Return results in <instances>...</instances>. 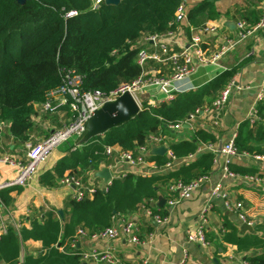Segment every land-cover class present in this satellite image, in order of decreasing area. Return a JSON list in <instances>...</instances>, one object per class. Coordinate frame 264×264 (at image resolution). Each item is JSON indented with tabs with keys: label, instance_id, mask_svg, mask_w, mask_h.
Returning <instances> with one entry per match:
<instances>
[{
	"label": "trees",
	"instance_id": "16d2710c",
	"mask_svg": "<svg viewBox=\"0 0 264 264\" xmlns=\"http://www.w3.org/2000/svg\"><path fill=\"white\" fill-rule=\"evenodd\" d=\"M217 1L200 0L189 8V25L199 27L216 19ZM181 2L120 0L114 5L102 1L92 9V0H0V142L9 137L19 142L29 140L34 126V104L42 103L46 92L59 86L68 71L81 77L83 89L105 94L136 78L141 72L137 52L150 47L144 37L177 30L174 13ZM70 10L77 14L66 17ZM256 12L245 9L240 16L255 24L260 18ZM236 71V67L226 68L198 88L176 93L170 102L149 110L141 108L128 122L78 146L72 138L66 140L61 147L64 155L40 176L41 184L52 187L65 171L77 175L78 167L84 172L101 163L109 164L108 146L117 145L121 151L135 154V149L144 145L149 135L170 134L169 124L184 121L195 110L210 104ZM255 108L258 119L252 124L248 119L238 124L234 145L239 154L264 156V97L255 103ZM215 142L212 131L195 128L192 139L170 143L169 149L175 158H185L195 154L200 143ZM151 159L160 166L167 161L164 155L155 153ZM213 165V154L203 152L165 174L127 172L114 177L106 190L97 188L80 201L68 198L61 217L55 209H42L30 217L28 228L23 226L19 232L7 229L0 239V261L17 264L21 244L32 239L40 241V252L27 254L18 264H81L80 250L58 249L71 240L79 226L90 232L101 230L110 225L112 217L131 214L141 205L148 207V200L158 198L159 191L168 183L177 180L187 183L210 174ZM230 169L242 175L258 172L254 165L238 159L231 163ZM0 197L6 204L12 201L9 189L0 190ZM224 229L223 242L236 245L240 251L260 250L244 259L264 264V238L240 233L231 224Z\"/></svg>",
	"mask_w": 264,
	"mask_h": 264
},
{
	"label": "crops",
	"instance_id": "0c3cea01",
	"mask_svg": "<svg viewBox=\"0 0 264 264\" xmlns=\"http://www.w3.org/2000/svg\"><path fill=\"white\" fill-rule=\"evenodd\" d=\"M94 1L92 0V4ZM199 1L183 0L187 13L189 8L196 5ZM216 8L219 16L207 22L215 24L217 31L204 35L200 44L207 56L218 52L226 40L235 35L236 22L245 20L240 16L243 10H257L256 15L259 18L264 10V0H218L216 2ZM180 31L181 33L178 38L186 43L189 37L188 26H183ZM170 48L178 50L177 44H172ZM249 53L250 55H247ZM149 65L151 71L154 72L156 70L162 75H167L171 72L168 63L151 61ZM229 67L237 68L234 75L237 86L232 87L230 95L219 113L217 123L213 124V121L204 112L193 115L192 117L189 116L184 120L185 122L182 121L181 128L174 130L169 128L171 129L170 134L163 135L160 132L157 133V135L165 138L166 149L169 148L170 143L192 139L195 128H204L205 130L212 131L216 137V142L212 144L218 148L231 137L238 124L247 118L250 108L255 105L260 82L264 75L263 30L257 31L251 37L227 49L213 65H200L195 73L176 82V93L196 89ZM149 92L147 96L152 95V98L157 101L164 99L163 93L157 90L149 89ZM211 103L204 105L203 108L210 106ZM158 104L160 102H157L156 106ZM34 109V126L29 140L19 142L17 139L9 137L5 141L0 142V154H10L15 158L24 159L26 142H39L49 132L59 129L72 118V112L66 105L57 104L53 111H45L41 103H36L34 104ZM75 138L76 136L72 137L73 142ZM146 144L150 151L145 157V163L142 165L133 167L124 161H116L121 150L117 145H113L111 146L113 151L108 154L109 164L101 163L98 167H91L90 170L84 172H81L78 167V172L75 171V173L84 184L91 183L98 189H102L106 182L103 178L96 176V172L102 168H108V165L112 164V167L108 168L111 176L110 181L114 177L123 176L127 172L141 175H159L188 163L203 152H208V150L202 149L197 151L196 149L195 154L178 159L175 157L169 159L165 152L162 156L164 155L167 161H171V166L166 168L164 164L167 161L160 166L151 159L152 149L156 146L148 144L147 142L144 145ZM62 145L63 143L39 165L27 186L8 188L12 201L10 204L3 202L10 208L12 218L14 220H20L19 231L23 226L28 228L30 225V217L42 209H55L56 214L61 217L66 201L68 198L73 197L74 189L70 186L61 185L59 183L60 178L57 179L56 185L52 187L44 186L40 182V176L46 171L51 170L55 163L64 155L61 149ZM134 152L136 154V149ZM237 159L239 162H244L247 165H254L258 170L264 168V161L255 160L252 157L242 154L236 155L233 161ZM0 172L7 179L14 176L13 170L8 166L0 165ZM67 172L65 171V173ZM216 183H220L223 190L227 191L233 200L243 202L242 212L248 220L253 222L250 230L241 231L240 225L242 222L237 217V214L228 212L224 208L223 201L220 198L211 197V188ZM169 184H167L166 188H162L159 191L158 198L148 200V207L141 205L131 214L117 215L111 218L110 225L119 217L133 221L137 229V234L141 241H144L143 243L131 244L122 236L114 239H94L87 236L79 238L74 249L76 248L80 252L92 249L108 251L115 254L122 261L140 263L142 260H146L147 264H179L183 249L187 250L189 264H240L244 258L260 252V250L256 249L240 251L236 245L223 242L222 236L225 232L224 227L227 224H231L240 233L257 234L264 238V187L246 181L243 178H223L217 164L213 165V169L210 172V180L195 190L190 198L179 199L172 204H168V199L177 198L178 195L176 192H169ZM162 198L164 199V203L160 204V199ZM205 206H209L206 212L205 229L206 236L210 242L209 246H201L195 242L188 241L185 236L187 230H191L198 225L201 212ZM146 208H151L154 213L159 214L161 213L160 211H164L165 214L160 215L165 217V222L159 223L153 220L151 216L145 213ZM59 211L62 212L61 215ZM81 228H84L87 233H93L85 227ZM62 247L63 249L66 247L69 248L70 240L65 241ZM40 248V241L32 239L23 241L19 257L17 258V264L22 262L27 254L39 253ZM68 250L72 249L69 248ZM80 262L81 264H106L105 262H90L84 260H80ZM0 264L4 263L0 261Z\"/></svg>",
	"mask_w": 264,
	"mask_h": 264
},
{
	"label": "built area",
	"instance_id": "2783aa9c",
	"mask_svg": "<svg viewBox=\"0 0 264 264\" xmlns=\"http://www.w3.org/2000/svg\"><path fill=\"white\" fill-rule=\"evenodd\" d=\"M104 0H95L92 4V9L99 6V3ZM77 14V11L70 10L65 16L72 17ZM174 21L178 26L177 30H170L162 34H151L144 37V40L150 44L149 48H141L136 55V62L141 67L140 74L130 82L120 83L115 89L108 93H102L99 90H85L82 87L81 77L73 71H68L64 74L62 83L46 92L45 99L41 103L45 111H53L57 104L66 105L72 112V118L59 129L49 132L43 139L37 143H25V158H15L10 154H0V165L8 166L14 172L12 178H4L0 172V190L25 187L28 185L33 174L37 171L39 165L44 162L51 153L66 140L78 136L84 130V124L87 118L106 101L114 100L124 92H129L136 101L139 108L149 110L155 107L157 102H170L173 100L177 91L176 82L187 78L189 75L196 72L200 65H213L216 60L227 49L232 48L235 44L246 40L254 35L257 31H264V10L255 24H249L245 20L236 22V32L232 38H228L225 44L211 56H207L201 47L202 38L204 35L217 31L215 24L205 22L202 26L192 27L188 23L187 10L182 0L181 4L176 8L174 13ZM188 26L189 37L188 41L184 43L178 37L180 36L183 26ZM186 37V35H185ZM172 44H177L178 50L171 49ZM247 55H250L247 54ZM168 63L171 72L167 75H162L160 72L149 68V62ZM235 76H233L228 85L219 92L218 96L212 101L210 106L204 107L201 110H195L194 114L206 113L213 124L217 123L219 113L226 103L232 87L237 86L235 83ZM239 87V86H238ZM149 89L157 90L163 93L164 99L157 101L151 96H147ZM264 97V75L260 82V88L256 96V102ZM255 102V103H256ZM248 121L252 124L258 119L255 105L250 108L247 115ZM264 121V120H263ZM185 122V121H183ZM182 121L169 124L168 127L174 129L181 128ZM235 132L231 137L218 148L212 143H200L197 151L202 149L208 150L213 154V163L217 164L218 169L223 178L236 179L243 178L251 183L258 184L264 187V168L258 170L254 174H237L230 169L233 158L238 155L234 139ZM165 138L163 136L151 134L147 138L148 144L165 146ZM112 147H106V153L112 152ZM149 148L146 145H140L136 148V154L130 151H121L116 161H124L131 166H138L145 163V157L149 153ZM169 159H173L169 148L166 149ZM244 156L252 157L255 160L264 161V156L250 155L249 153H242ZM190 156V155H189ZM171 161H167L164 167L169 168ZM112 167L111 165L107 166ZM210 180V174L201 175L187 183L177 180L168 185L169 192H176L177 198L168 199V204H172L179 199L190 198L195 190L201 187L202 184ZM110 179L106 182L102 190H106ZM61 185L70 186L74 189L73 198L77 201L82 200L85 196H91L97 187L94 184H84L81 179L74 173L67 172L60 179ZM212 198H220L223 201V206L228 212L237 214L241 222L251 225L253 222L248 220L243 214V202L240 200H233L227 191L223 190L220 183H216L210 191ZM209 206H205L201 212L198 225L185 232L186 239L195 242L201 246H209V240L206 236V212ZM145 213L153 218L156 222H165V217L159 213H154L151 208H146ZM20 220H14L11 215L10 208L3 202L0 197V239L7 232L9 227H12L16 232H19ZM90 237L94 239H114L122 236L131 244H141L137 234L135 223L130 219L119 217L112 225H109L101 230L93 233H87L84 228L78 227L70 240V247L74 249L77 241L81 237ZM59 250H63L62 246H58ZM81 260L90 262H105L106 264H147L146 260L140 263H132L120 260L115 254L108 251H100L92 249L81 252ZM179 264H189L188 253L186 249L181 252ZM240 264H252L243 259Z\"/></svg>",
	"mask_w": 264,
	"mask_h": 264
},
{
	"label": "water",
	"instance_id": "95a60500",
	"mask_svg": "<svg viewBox=\"0 0 264 264\" xmlns=\"http://www.w3.org/2000/svg\"><path fill=\"white\" fill-rule=\"evenodd\" d=\"M22 2L23 0H17ZM120 0H104L105 4H118ZM233 26V24H232ZM140 111L139 106L129 92H124L114 100L106 101L102 106L96 109L85 121L84 130L74 139L75 145L87 142L90 138L103 134L112 127L119 126L128 122ZM166 152L164 145L154 147L152 153L162 155ZM107 182L110 179L108 168H102L96 172ZM164 203V199H160V204ZM61 215V211H59ZM241 231L250 230L251 226L246 223L240 225Z\"/></svg>",
	"mask_w": 264,
	"mask_h": 264
},
{
	"label": "bare ground",
	"instance_id": "6f19581e",
	"mask_svg": "<svg viewBox=\"0 0 264 264\" xmlns=\"http://www.w3.org/2000/svg\"><path fill=\"white\" fill-rule=\"evenodd\" d=\"M242 223H245V222H242ZM247 224V223H246ZM248 225V224H247ZM252 225H253V223H252ZM249 226H251V225H249Z\"/></svg>",
	"mask_w": 264,
	"mask_h": 264
}]
</instances>
